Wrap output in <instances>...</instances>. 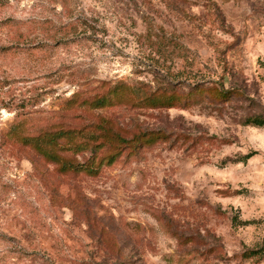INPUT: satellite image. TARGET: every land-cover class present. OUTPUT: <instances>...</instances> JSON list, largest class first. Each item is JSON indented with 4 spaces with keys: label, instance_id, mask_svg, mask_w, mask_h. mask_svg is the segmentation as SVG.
I'll list each match as a JSON object with an SVG mask.
<instances>
[{
    "label": "rangeland",
    "instance_id": "rangeland-1",
    "mask_svg": "<svg viewBox=\"0 0 264 264\" xmlns=\"http://www.w3.org/2000/svg\"><path fill=\"white\" fill-rule=\"evenodd\" d=\"M3 47L0 264H264V0H0ZM101 82L181 95L94 112L163 137L98 175L4 139L93 125Z\"/></svg>",
    "mask_w": 264,
    "mask_h": 264
},
{
    "label": "trees",
    "instance_id": "trees-1",
    "mask_svg": "<svg viewBox=\"0 0 264 264\" xmlns=\"http://www.w3.org/2000/svg\"><path fill=\"white\" fill-rule=\"evenodd\" d=\"M26 44L29 45V43ZM41 44L33 45L32 43L29 46H32L30 47L32 49H37L42 47ZM7 50L6 47H3L0 51L6 52ZM200 89L202 87H197L195 91ZM93 92L97 93L87 98H82V94L75 95L68 102L66 109L69 110L79 104L78 109H83L89 114L96 111L108 112L123 106H130L137 110L154 111L170 109L181 100V95L166 89L151 91L143 84L132 86L124 82L115 85L110 82H101ZM222 92H224V96H228V94L231 95L237 91ZM95 118V121L98 122L80 129L66 130L60 128L54 131L41 132L38 135L30 133L27 126L23 122H19L5 132L4 139L6 142L29 148L44 160L55 163L59 166L61 173L85 172L98 175L103 165H113L125 151L141 148L146 144L150 145L156 142L159 137H163L161 132H149L129 139L122 135L125 130L114 124L113 121H118L116 117L95 114ZM245 124L264 127V116L250 117L245 121ZM106 141L112 143L107 145L109 150L99 162L100 152ZM251 157L252 155H248L245 159L248 160ZM257 252L253 251L251 254H258Z\"/></svg>",
    "mask_w": 264,
    "mask_h": 264
}]
</instances>
